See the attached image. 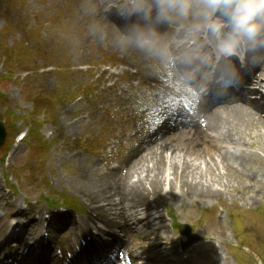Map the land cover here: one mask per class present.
<instances>
[{"label":"rangeland","instance_id":"rangeland-1","mask_svg":"<svg viewBox=\"0 0 264 264\" xmlns=\"http://www.w3.org/2000/svg\"><path fill=\"white\" fill-rule=\"evenodd\" d=\"M113 2L123 0L0 1V53L8 58H0V74H6L0 83V119L6 128V141L0 147V211L13 209L8 215L15 219L25 221L29 216L42 218L50 211L58 213L51 210L50 203L66 195L81 207L68 213L69 223L73 227V219L83 220L88 232L97 213L82 196V188L106 171L127 172L134 160L129 156L139 139L146 145L151 135L159 138L158 126L170 127L166 109L172 99L195 94L180 79L171 59L147 54L122 41L120 29L107 17L106 5ZM185 20L191 24L181 27V36L179 27L172 23L162 31L169 41V51L176 44L184 46L185 36L197 23L194 16ZM31 40L35 45L27 48ZM103 64L113 65L108 72L113 76L101 74ZM48 66L51 71L46 70ZM258 77L263 85L264 74ZM255 107L242 102L235 109L223 110L218 130L206 128L201 137L210 151L205 179L211 183L215 176L220 179L215 185L218 195L180 200L167 196L159 209L163 210V222L139 224L131 220L130 226L138 235L129 242L126 233L115 228L120 235L119 249L133 250L142 242L151 246L159 235L163 239L173 237L171 245L182 250L181 243L188 238L180 234L179 226L189 224L199 240L187 248L190 255L194 254L187 264H264V118ZM20 133L29 136L20 144L14 143L4 157ZM226 133L231 138H224ZM237 153L253 158L249 166L244 168L233 158L225 169L222 157H235ZM169 170L165 188L169 182L176 183ZM20 207L25 213H14ZM233 214L238 217L236 226ZM42 222L33 221L24 229L25 235L29 231L37 237ZM8 227L3 221L0 232ZM54 228L50 259L57 246L65 247L69 242ZM150 234L149 242L146 236ZM239 238L244 248L240 249ZM196 247L204 253L202 259ZM150 254L131 264H148L146 257ZM112 258V264L119 262L118 254Z\"/></svg>","mask_w":264,"mask_h":264},{"label":"bare ground","instance_id":"bare-ground-1","mask_svg":"<svg viewBox=\"0 0 264 264\" xmlns=\"http://www.w3.org/2000/svg\"><path fill=\"white\" fill-rule=\"evenodd\" d=\"M99 19L102 22L105 21L101 16H99ZM172 24L179 27L178 36H181V27L183 25H190L191 23L185 20V18H179L172 22ZM186 32L187 30L184 34ZM246 62L254 66L256 74H264V55L261 49L256 52H247ZM178 75L183 80H188L189 78L188 72L184 70L178 71ZM236 113L239 114L240 111L236 110ZM220 114L217 112L211 115H205L203 118L206 120V124L204 122L199 123L193 129L182 132H170V129L166 126L167 135L161 141L150 136V141L145 145L143 139L140 138L139 143L133 146L129 156V158L134 157V160L132 165L127 169V172L106 171L105 175L94 176L82 188L81 192L82 196L88 198L91 202V209L97 213V223L102 224V227L108 229H122L126 233L129 242L132 236L135 235V231L130 226V222L131 220H136L140 224H143L149 219V216L143 218L139 217V215L141 211L146 212L151 210L149 199L152 196L161 198L162 200L167 196H178L179 200L184 198H213L217 196L219 191L215 188V185L220 183V179L217 180L215 176V180L212 183L208 179H205L207 174L205 164H209L206 162L208 160L207 154L210 151L203 144L201 137L206 133V128H210L212 131L218 130ZM261 125L264 128L263 120L261 121ZM228 135L226 133L224 138H231ZM212 139L216 140L215 137H212ZM141 148L142 152H140ZM225 155L222 157V164L225 169L229 168L230 159L235 158L234 162L244 168L248 167L253 159L241 153H237L235 157H230L232 155L228 154ZM210 159L218 167L214 158L210 156ZM168 168H170L169 171L172 172L171 175H173L176 183L172 185L169 182V187L165 188L170 176V174H167ZM120 171L124 172V170ZM152 210L155 211L156 208ZM19 212H23V209L18 208L14 210V213ZM9 213H13V209H10ZM65 217L67 216L59 213L52 215L49 224L50 231L55 226L60 228L59 224H62L65 233L69 231L74 234L80 231L81 237H85L81 227L74 230V225L72 227L70 223H63ZM156 219L161 220L162 215H159ZM146 237L148 238L149 236ZM156 239H159L160 242H155L154 245L148 248V251L151 250L153 252L152 256L147 257L148 264H187L191 262L188 260L179 263H170L163 260L160 254L166 249L167 243L159 236ZM40 241L42 242V239ZM47 246L49 244L45 245V247ZM124 247H127L125 241ZM198 249L196 248L195 251L198 253L199 258L202 259L204 253ZM172 252L176 253L177 250Z\"/></svg>","mask_w":264,"mask_h":264},{"label":"clouds","instance_id":"clouds-1","mask_svg":"<svg viewBox=\"0 0 264 264\" xmlns=\"http://www.w3.org/2000/svg\"><path fill=\"white\" fill-rule=\"evenodd\" d=\"M120 14L132 20L122 41L147 54L170 60L169 41L158 29L162 24L194 16L192 31L210 35L215 61L222 64L218 84L233 86L234 56L264 49V0H123ZM205 63L212 58L201 57Z\"/></svg>","mask_w":264,"mask_h":264},{"label":"water","instance_id":"water-1","mask_svg":"<svg viewBox=\"0 0 264 264\" xmlns=\"http://www.w3.org/2000/svg\"><path fill=\"white\" fill-rule=\"evenodd\" d=\"M5 137H6L5 129H4V126H3V124L1 123V120H0V146L4 143ZM184 228H186V229L183 232L184 233H187L188 236L191 238V240L194 241L195 240V237H193L191 235V233H190V231H191L190 227L189 226H185Z\"/></svg>","mask_w":264,"mask_h":264},{"label":"trees","instance_id":"trees-1","mask_svg":"<svg viewBox=\"0 0 264 264\" xmlns=\"http://www.w3.org/2000/svg\"><path fill=\"white\" fill-rule=\"evenodd\" d=\"M29 45V44H28Z\"/></svg>","mask_w":264,"mask_h":264}]
</instances>
